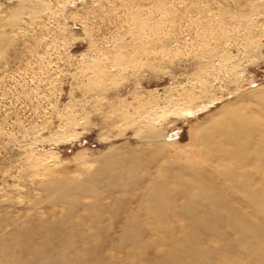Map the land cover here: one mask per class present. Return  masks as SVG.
<instances>
[{
  "label": "rangeland",
  "instance_id": "rangeland-1",
  "mask_svg": "<svg viewBox=\"0 0 264 264\" xmlns=\"http://www.w3.org/2000/svg\"><path fill=\"white\" fill-rule=\"evenodd\" d=\"M0 264H264V0H0Z\"/></svg>",
  "mask_w": 264,
  "mask_h": 264
}]
</instances>
